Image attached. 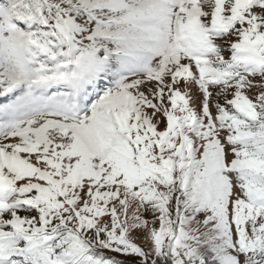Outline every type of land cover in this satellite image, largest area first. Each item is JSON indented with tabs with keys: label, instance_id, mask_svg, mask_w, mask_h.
I'll return each instance as SVG.
<instances>
[{
	"label": "snow or ice",
	"instance_id": "6c2138e0",
	"mask_svg": "<svg viewBox=\"0 0 264 264\" xmlns=\"http://www.w3.org/2000/svg\"><path fill=\"white\" fill-rule=\"evenodd\" d=\"M0 264H264V0H0Z\"/></svg>",
	"mask_w": 264,
	"mask_h": 264
}]
</instances>
